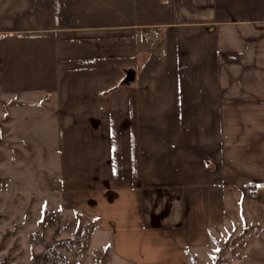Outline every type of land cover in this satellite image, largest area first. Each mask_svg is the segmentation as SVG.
Wrapping results in <instances>:
<instances>
[{"label": "crops", "instance_id": "crops-1", "mask_svg": "<svg viewBox=\"0 0 264 264\" xmlns=\"http://www.w3.org/2000/svg\"><path fill=\"white\" fill-rule=\"evenodd\" d=\"M0 110L98 250L190 264L264 189V0H0Z\"/></svg>", "mask_w": 264, "mask_h": 264}, {"label": "rangeland", "instance_id": "rangeland-1", "mask_svg": "<svg viewBox=\"0 0 264 264\" xmlns=\"http://www.w3.org/2000/svg\"><path fill=\"white\" fill-rule=\"evenodd\" d=\"M10 119L0 115V264H117L96 248L94 222L59 203L57 158L22 148ZM230 202L224 225L190 264H239L264 245V189Z\"/></svg>", "mask_w": 264, "mask_h": 264}, {"label": "built area", "instance_id": "built-area-1", "mask_svg": "<svg viewBox=\"0 0 264 264\" xmlns=\"http://www.w3.org/2000/svg\"><path fill=\"white\" fill-rule=\"evenodd\" d=\"M159 32L157 29H151L149 30V32L147 33V35L145 36L146 39L150 42H156L159 40ZM257 195L256 192H251V197H255Z\"/></svg>", "mask_w": 264, "mask_h": 264}, {"label": "trees", "instance_id": "trees-1", "mask_svg": "<svg viewBox=\"0 0 264 264\" xmlns=\"http://www.w3.org/2000/svg\"><path fill=\"white\" fill-rule=\"evenodd\" d=\"M149 32V30L147 31V33ZM252 189H254L253 188V186H250V187H247V188H244V192H245V194H248V192L250 191V190H252ZM194 257L193 256H191V259H193ZM195 259V258H194Z\"/></svg>", "mask_w": 264, "mask_h": 264}, {"label": "water", "instance_id": "water-1", "mask_svg": "<svg viewBox=\"0 0 264 264\" xmlns=\"http://www.w3.org/2000/svg\"><path fill=\"white\" fill-rule=\"evenodd\" d=\"M133 75L134 73H130L128 76H127V81H131L133 79Z\"/></svg>", "mask_w": 264, "mask_h": 264}]
</instances>
